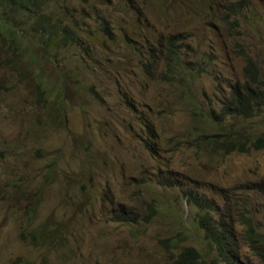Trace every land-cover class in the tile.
Instances as JSON below:
<instances>
[{
    "label": "rangeland",
    "instance_id": "1",
    "mask_svg": "<svg viewBox=\"0 0 264 264\" xmlns=\"http://www.w3.org/2000/svg\"><path fill=\"white\" fill-rule=\"evenodd\" d=\"M42 1L0 7V264H173L166 240L222 264L189 191L231 210L238 257L260 264L234 200L264 236V196L240 187L264 181V151L203 139L248 60L264 77V0ZM123 206L148 222H116Z\"/></svg>",
    "mask_w": 264,
    "mask_h": 264
},
{
    "label": "trees",
    "instance_id": "2",
    "mask_svg": "<svg viewBox=\"0 0 264 264\" xmlns=\"http://www.w3.org/2000/svg\"><path fill=\"white\" fill-rule=\"evenodd\" d=\"M0 7L4 8V11L9 10L13 13H22L28 17H33L38 12H41L45 5L42 0H0ZM43 19L39 17V26L44 22ZM63 33L71 36L70 30L63 31ZM176 41L179 40L177 39ZM169 42L170 44L176 43L171 39H169ZM169 53L171 54V60L169 61L170 69L173 61H177V53L172 51V49H169ZM245 76L246 81L244 83H237L232 87L230 97L222 104L221 108L218 111L214 109L210 110L207 115L209 125L216 127L219 133L205 136L203 144L206 147H215L217 151L223 152L226 155L234 153L243 155L264 151V135L253 137L249 133L250 124H253L260 118L264 126V77L256 63L252 60L247 61ZM147 149L154 155L155 150L153 146H148ZM161 184L168 187L177 186L170 180H164ZM240 187L247 193L264 196V181L254 185L243 184ZM185 197L188 206L199 209L194 221L217 253L218 261L222 264H249L243 263L236 252L234 228L226 221L231 210L227 209L225 213H218L212 200H208L204 196L191 191L186 192ZM234 203L239 212L240 219L246 227V239L249 247L259 263L264 264V236L255 235L252 227L253 218L246 216L247 213L249 214L248 208L241 210L238 208L235 200ZM113 217L116 219V222L129 226L131 224L136 225L140 221L148 222V219L142 218V216L131 211V208H127V206H123L121 210H117L113 214ZM163 245H168L166 247L170 251L172 248H174L175 252L178 251L177 253L171 252L173 264H204L199 251L194 247L180 249L171 240L164 241ZM19 263L20 261H17L15 264Z\"/></svg>",
    "mask_w": 264,
    "mask_h": 264
}]
</instances>
